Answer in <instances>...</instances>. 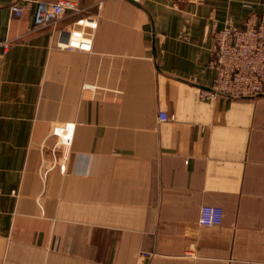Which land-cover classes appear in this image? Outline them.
<instances>
[{"label":"crops","instance_id":"crops-1","mask_svg":"<svg viewBox=\"0 0 264 264\" xmlns=\"http://www.w3.org/2000/svg\"><path fill=\"white\" fill-rule=\"evenodd\" d=\"M12 1L0 264H264V95L199 96L215 75L212 19L241 27L264 0H70L42 29L37 2L57 0H19L20 17ZM73 30L90 50L64 45ZM204 205L218 224H200Z\"/></svg>","mask_w":264,"mask_h":264},{"label":"built area","instance_id":"built-area-1","mask_svg":"<svg viewBox=\"0 0 264 264\" xmlns=\"http://www.w3.org/2000/svg\"><path fill=\"white\" fill-rule=\"evenodd\" d=\"M138 1V0H132ZM195 5L203 0H182ZM9 9L13 17H20L24 5L19 0L10 3ZM74 4L70 0H57L55 2L38 1L34 14L36 29L55 26L67 13L73 10ZM214 30L213 46L209 67L215 70L212 83L207 88L199 90L203 99L223 97H251L257 94L264 95V18L249 15L241 27L228 23L221 28L217 21L212 19ZM85 26L94 28L93 19L84 21ZM68 48L81 50L91 49V33L73 30L70 40L64 44ZM8 41L1 42L0 47L7 48ZM170 116L166 112H159L158 119L164 121ZM69 130V127H67ZM66 130V131H67ZM60 133L59 128L53 130ZM69 133V131H68ZM67 132L63 137L67 141ZM221 209L216 206L204 205L200 209V224L214 225L220 222Z\"/></svg>","mask_w":264,"mask_h":264}]
</instances>
